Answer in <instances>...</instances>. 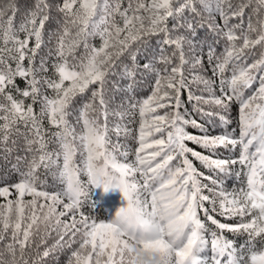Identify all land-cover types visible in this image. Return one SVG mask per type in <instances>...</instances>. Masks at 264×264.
<instances>
[{
    "label": "snow or ice",
    "instance_id": "obj_1",
    "mask_svg": "<svg viewBox=\"0 0 264 264\" xmlns=\"http://www.w3.org/2000/svg\"><path fill=\"white\" fill-rule=\"evenodd\" d=\"M251 3L34 0L19 24L15 0L0 3V144L22 135L31 153L17 157L16 181L0 180V264H45L65 247L67 264H126L134 247L160 254L166 264H264V0H255L245 23ZM49 22L56 26L45 38ZM145 84L150 92L138 98ZM233 104L238 135L211 134L196 118L226 125ZM137 115L138 127L129 128L125 117ZM111 116L118 122L110 123ZM110 134L135 140L134 159ZM49 135L58 150H48ZM237 148L236 158L219 154ZM236 166L244 186L227 191L217 177ZM52 167L61 187L49 191L39 171ZM101 172L114 175L127 202L120 222L85 214L83 200L71 195ZM52 232L57 238L48 246ZM226 232L247 239L237 246Z\"/></svg>",
    "mask_w": 264,
    "mask_h": 264
},
{
    "label": "trees",
    "instance_id": "obj_2",
    "mask_svg": "<svg viewBox=\"0 0 264 264\" xmlns=\"http://www.w3.org/2000/svg\"><path fill=\"white\" fill-rule=\"evenodd\" d=\"M6 2V0H0V3H4ZM51 2L55 3L58 2V0H51ZM16 6L18 8V12L17 15L15 17V22L16 24H19L21 19L23 18L25 12L29 9H31L34 5V0H15ZM256 7L255 4V0H252V3L250 4V6L245 10V13L247 14V16L252 13L253 8ZM262 16H264V9L261 10L260 13ZM185 15H188V13H185ZM54 18H58L59 14L58 13H53ZM253 19L255 20L256 17L253 16ZM55 24L53 22H49L46 25V36L45 38H47V31L50 29L55 28ZM206 35V30L201 29L199 32V37H204ZM207 39L209 42H212L215 37H213L211 34H208ZM98 43V41H97ZM216 47L217 52H221L223 50L224 47V42L220 41V43L215 44L214 45ZM257 52H259V49L256 50ZM46 52V48H42L41 49V55H43ZM51 60H49V72L47 73L48 76L52 75V70H51ZM143 59L141 60V63H143ZM26 63V62H25ZM204 69L206 70V74L208 76L212 75L211 72V67L210 65L207 63V60L205 59L204 62ZM115 79V78H113ZM121 85H124L127 83V81H121L120 82ZM17 84L23 88L24 87V81L21 79H17ZM109 87H111V84L109 85ZM150 92L149 87L147 86V84L140 86L137 90L135 95L139 98V97H146ZM48 94L51 95V90H48ZM122 94H117L116 95V101L114 104L111 105L112 108H115L117 104L120 103ZM81 103L80 99H77L76 101V105L78 106ZM184 104L185 106L188 108V110L190 111L192 108V104L189 103L187 101V97H184ZM39 108L40 105L37 104L35 105L34 110L36 112H39ZM78 113L73 114V117H70V120L72 121V123L75 125L76 121H75V115H77ZM195 115V114H194ZM225 115L227 116V119L229 121V123L225 124H221V122L219 121L218 118L214 117L212 118L211 122L208 121L207 118H200V117H196L197 119H201L202 122L205 123V126L208 128L209 132L211 134H221L224 131H228V132H232L236 135H238L239 132V111H238V105L233 104L230 108V110L228 112L225 113ZM138 115L136 117H132V116H127L124 119V123L129 127V128H136L138 127ZM110 123H116L118 122L119 118L115 117V116H111L109 118ZM44 127L46 129H49L50 126L47 123V120L44 121ZM77 131L80 130V126L76 125ZM189 132L191 133H197L198 130L196 129H192V128H188L187 129ZM20 131L21 132H25L26 129L24 128L23 125L20 126ZM51 131H55V129H51ZM113 143H119L121 145H125L128 150L130 151V155H129V159H134V155H132V153H134V149L137 146L136 142L134 139H132L131 137H124L123 135H121L120 137L115 136L114 134H110ZM15 140L16 144L13 145L12 141ZM48 150L49 151H54V150H58L57 148V144L55 142V140L53 138H51V136H48ZM188 146L194 148L197 151H203L202 149H200L197 145L192 144L191 142H188ZM6 147L7 148H11L12 151L9 153L8 151H6ZM35 147V146H34ZM121 150H123V148H121ZM117 155H119V152L116 153ZM221 157L223 158H227V157H232V158H236L239 155V149L237 148L236 150H226V149H220V153ZM25 157L31 156V153L27 152L25 150V141L22 135H16L13 134L11 139L7 142V146L0 144V180H7L9 182H14L17 180L18 176H17V172L16 170L13 168V165L17 164V157ZM77 160H79V156H77ZM62 163V161H61ZM194 164L195 166L200 169L201 171H206L204 170L201 165L199 164L198 161L194 160ZM19 167L21 168V170H24L25 168V164L24 163H20ZM237 173H241V175H237ZM55 174V175H54ZM39 176L40 179L43 181H46L47 185H48V190L52 191V190H58L61 185L59 184L58 181V169L56 167H52L49 170H45L43 168L40 169L39 171ZM217 179L221 182V186L224 187L227 191H232L234 189H239L240 187L244 186L245 183V177L242 174V170L240 169L239 166H236L234 168L231 169V171L229 173H224V174H220ZM89 188V192H88V196L83 200V207H82V211L85 214H88L90 216L96 217L100 220H104L107 221L108 219H110L115 211L117 210V208L123 206V200L121 199V194L118 191H111L108 194H102L101 191L99 189H94L92 185H88ZM0 202H2V199H0ZM79 218V216L77 217ZM67 219V218H65ZM217 219L221 220V222H227V223H236V220H225L223 217H217ZM210 227H212L210 225ZM41 231H43V226L41 225ZM225 235L229 238L232 239L236 242L237 246H239L241 243H243L247 237L246 235H235L232 233H225ZM57 238V233L56 232H52L51 236L49 238H47V245L50 246L51 244L54 243L55 239ZM79 236L77 237V240H79ZM67 240V238H66ZM33 246L31 249L28 250V254L26 256V258L31 259L32 256L35 255V245L37 243H39V236H35L33 237ZM0 247H2V245H0ZM76 247H78V244H73L72 248L75 249ZM43 250V249H41ZM71 253V249H68L67 247H65L63 250H57V252L49 257L46 258L45 264H67V260L68 257L70 256Z\"/></svg>",
    "mask_w": 264,
    "mask_h": 264
},
{
    "label": "clouds",
    "instance_id": "obj_3",
    "mask_svg": "<svg viewBox=\"0 0 264 264\" xmlns=\"http://www.w3.org/2000/svg\"><path fill=\"white\" fill-rule=\"evenodd\" d=\"M93 188L99 189L102 194H108L111 191H118L121 194V199L123 200V206L117 208L112 220L114 222H120L123 214L121 213L122 208L127 207V202L124 201L123 194L119 188V182L114 177V175L109 172L107 175H104L102 172L97 175L96 179L93 182ZM89 188L88 186L80 187L74 186L71 192L73 198L79 197L81 200H84L88 196ZM126 264H166V258L162 257L160 254H150L144 252L139 247H134L133 251L130 254L125 256Z\"/></svg>",
    "mask_w": 264,
    "mask_h": 264
},
{
    "label": "rangeland",
    "instance_id": "obj_4",
    "mask_svg": "<svg viewBox=\"0 0 264 264\" xmlns=\"http://www.w3.org/2000/svg\"><path fill=\"white\" fill-rule=\"evenodd\" d=\"M247 18H248V16H247V14L245 13V17H244V19H245V23H246V21H247Z\"/></svg>",
    "mask_w": 264,
    "mask_h": 264
}]
</instances>
